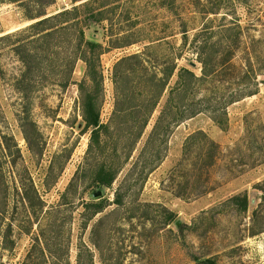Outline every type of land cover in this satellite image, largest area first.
<instances>
[{"label": "rangeland", "instance_id": "rangeland-1", "mask_svg": "<svg viewBox=\"0 0 264 264\" xmlns=\"http://www.w3.org/2000/svg\"><path fill=\"white\" fill-rule=\"evenodd\" d=\"M95 6L87 72L86 12L32 29L70 0H0V264H264V0ZM201 61L209 77L184 86ZM92 75L107 128L87 154ZM103 165L115 179L97 188Z\"/></svg>", "mask_w": 264, "mask_h": 264}, {"label": "trees", "instance_id": "trees-1", "mask_svg": "<svg viewBox=\"0 0 264 264\" xmlns=\"http://www.w3.org/2000/svg\"><path fill=\"white\" fill-rule=\"evenodd\" d=\"M78 1L79 0H70L71 5H72L71 9L66 10L63 8L60 12H58V13L50 16V17L44 18L40 21H37L33 25L29 26V28L33 29V28H37L39 26H45V25L51 24V23H54V25L51 26V28H49L50 30H53V29L57 28L58 26H62L64 24H75L76 25L77 21H75V19H70V17H72V15H77L76 13L83 10L84 12H86L85 16H87V19L85 18V21L82 25L83 30L81 29L79 34H80L81 41L84 40V37H85L84 30H88L92 26L93 27L100 26L102 24V22L104 20H106L104 18L106 11H104L105 9H103L104 7H102V6H100V7L95 6V3H98L100 0H88L84 3H82L81 5L74 6V4ZM53 2H54V0H53ZM210 14L215 15L217 13L212 12ZM38 17L39 18L45 17V14L40 13L37 16H33V17L29 16L28 19L32 20V19H36ZM55 30H57V29H55ZM44 31L45 30L40 31V32H44ZM186 32L187 31H183V36H184L185 40L187 39V37L185 35ZM223 32H226V31H222L221 34H223ZM95 37L96 36L93 34V35H91V38L84 40L86 50H83L81 53L82 54L81 60L84 62V64H86V71L87 72L89 70L94 71V69H91V65H93V63H91V60H89V57H87V52L94 54V52L101 47V45H99V43H97L95 41ZM196 37H198L197 33L195 34V38ZM130 45H131V43L129 41H127V42L121 43L119 45H115V48H125V47H128ZM205 45H206V42H205ZM230 54L231 53H229L227 55V57L224 61L225 63L223 62V65H225L226 62L228 61ZM202 64H204V69L202 70L203 77L201 79L196 78L192 73H189L188 71L186 72L185 70L184 71L180 70V75L182 72H185L188 75L189 80H188L187 84L184 86H190V85L194 86V84L197 81L201 82L205 78L209 77L210 74H207V72H206L205 62L204 63L202 62ZM96 77H97V75H96ZM179 78H182V76H180ZM91 82L93 84V87L95 86L97 88V90H95L94 92H90V93L85 92V88L82 86V84H80L79 89H78L80 92L81 123L83 125V128L85 130H90V133H91L90 143L88 146L87 154H93L95 152L93 150V148L97 147L99 144L100 132L102 129L107 128V127L103 126L101 124V121H100L99 98H98V95L96 94L100 88V78H95L94 75H92ZM163 86H164V84H163ZM163 86L161 85V87L159 88L158 94H160V92L162 93V91L164 90ZM157 98H158V95L156 97V100H157ZM144 123H146V121ZM141 131H139V134L141 133ZM93 174H95V181L93 184L97 188H101V187L108 188L112 185V183L115 179L116 171L114 169H112L111 167H107V166L103 165V166L99 167ZM261 193H262V195H261V201L262 202L260 204L262 205L261 207H264V190L263 189H262ZM26 200L28 201V204H31V200L27 196H26ZM229 201L231 203H233L239 210H241L243 212L247 210L248 200H247L246 195L232 197ZM92 208L94 209L93 213L98 214V213L102 212V210L104 209L103 203L93 204ZM259 214L261 215V210L259 211L256 209L253 211L252 216H253L254 220L256 218H258ZM261 232H262V229H258V231H256L253 227L251 228V235L252 236H255ZM42 254H43V252H42ZM206 261H207V263L215 264L212 260H206Z\"/></svg>", "mask_w": 264, "mask_h": 264}, {"label": "water", "instance_id": "water-1", "mask_svg": "<svg viewBox=\"0 0 264 264\" xmlns=\"http://www.w3.org/2000/svg\"><path fill=\"white\" fill-rule=\"evenodd\" d=\"M99 196H100V192H96V193L93 194L94 198H98ZM178 224H179V222H177L176 225H178Z\"/></svg>", "mask_w": 264, "mask_h": 264}]
</instances>
